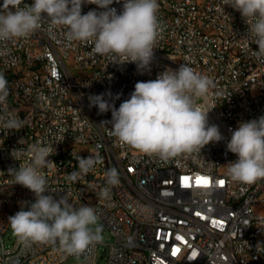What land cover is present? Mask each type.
Returning a JSON list of instances; mask_svg holds the SVG:
<instances>
[{
    "label": "built area",
    "instance_id": "built-area-1",
    "mask_svg": "<svg viewBox=\"0 0 264 264\" xmlns=\"http://www.w3.org/2000/svg\"><path fill=\"white\" fill-rule=\"evenodd\" d=\"M33 0H24L21 8ZM2 4V0H0ZM159 35L149 68L122 63V58L95 54L93 44L65 38L66 28L47 18L23 39L0 42V73L9 95L0 103V118L23 121L19 131L0 123V264H95L103 245L105 264H264V178L242 184L227 175L237 159L227 143L240 122L264 115V59L248 25L223 0H158ZM110 7L122 11V0ZM102 11L82 5V14ZM187 64L210 77L215 88L196 98L218 126L223 139L200 152L163 160L120 142L112 135L111 112L99 114L89 95L120 94L115 107L127 100L139 81L157 78L166 69ZM214 107V108H213ZM52 148L51 166L42 168L48 190L65 197L76 209L90 206L105 224L111 240L90 244L77 254L60 245L21 242L5 247L8 218L34 194L14 184L10 168L29 163L11 156L14 148L33 144ZM99 158L75 181L78 158ZM115 168L119 183L108 185ZM223 182V183H221ZM108 188L107 197H101ZM24 205V207L26 206Z\"/></svg>",
    "mask_w": 264,
    "mask_h": 264
},
{
    "label": "clouds",
    "instance_id": "clouds-1",
    "mask_svg": "<svg viewBox=\"0 0 264 264\" xmlns=\"http://www.w3.org/2000/svg\"><path fill=\"white\" fill-rule=\"evenodd\" d=\"M121 0H33L21 8L24 0H2L0 4V42L23 39L40 27L47 18L53 25L66 28L65 38L87 41L92 51L101 56L122 58V63H135L140 69L149 68L154 58V45L159 35L158 0H122V11L110 7ZM224 5L238 11L248 25V35L258 45L257 59H264V0H223ZM94 4L98 9L82 14V5ZM8 81L0 73V103L9 95ZM214 81L195 72L187 64L178 69H166L157 78L139 81L127 100L115 107L120 94L109 92L89 95V106L97 107L99 114L111 112L112 135L120 142L145 154H154L163 160L180 154L200 152L211 142H219L222 134L215 125L208 124V112L198 106L196 98H205ZM214 108V107H213ZM3 128L19 131L23 121L9 115L0 118ZM227 151L237 159L228 163L227 175L233 181L252 184L264 178V115L242 121L232 131ZM27 155L29 163L10 168L14 184L29 189L35 196L27 208L8 218L11 229L21 242H41L59 245L68 254H77L90 244L102 240L101 229L93 232L90 226L97 222L95 209L90 206L74 208L61 196L56 198L48 190L47 178L41 169L51 166L48 159L52 148L33 144L27 149L14 148L11 156L21 161ZM100 160L89 155L79 157V172L69 173L75 181L87 174ZM106 183L117 185L115 168L106 173ZM108 188L101 191L107 197Z\"/></svg>",
    "mask_w": 264,
    "mask_h": 264
},
{
    "label": "rangeland",
    "instance_id": "rangeland-1",
    "mask_svg": "<svg viewBox=\"0 0 264 264\" xmlns=\"http://www.w3.org/2000/svg\"><path fill=\"white\" fill-rule=\"evenodd\" d=\"M29 204L30 203H27L25 208H27ZM90 228H91V230L93 232H95L96 228H100L101 229V233L100 234L102 236V240L101 241L103 243H107V242H109V240H111V234H110V231H109L108 227L105 224H103L100 221L99 218H97L96 224L90 226ZM2 239H3L5 247H11L16 242L17 236L14 234V232L11 229L10 225H9V228L6 231V233L3 235ZM102 251H103V245H99V249H98V252H97V255H96V258H95V264H105V258H104V255H103ZM80 260H81V257L72 256V257L67 258V260L64 261L62 264H73V263L79 262Z\"/></svg>",
    "mask_w": 264,
    "mask_h": 264
},
{
    "label": "snow or ice",
    "instance_id": "snow-or-ice-1",
    "mask_svg": "<svg viewBox=\"0 0 264 264\" xmlns=\"http://www.w3.org/2000/svg\"><path fill=\"white\" fill-rule=\"evenodd\" d=\"M221 183H223V182H221Z\"/></svg>",
    "mask_w": 264,
    "mask_h": 264
}]
</instances>
